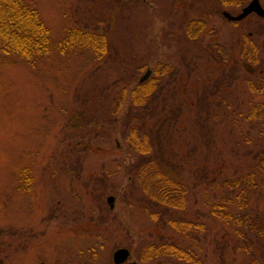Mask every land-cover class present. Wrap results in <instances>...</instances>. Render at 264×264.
<instances>
[{
	"label": "rangeland",
	"instance_id": "374dc122",
	"mask_svg": "<svg viewBox=\"0 0 264 264\" xmlns=\"http://www.w3.org/2000/svg\"><path fill=\"white\" fill-rule=\"evenodd\" d=\"M25 1L53 42L67 25L104 40L32 62L0 51V264H117L119 246L130 255L118 264H264V117H247L264 102V18L222 13L249 0ZM147 69L154 86L136 105ZM133 130L186 185L183 207L143 193ZM169 218L199 224L188 234ZM159 240L189 244L199 262L142 260Z\"/></svg>",
	"mask_w": 264,
	"mask_h": 264
},
{
	"label": "trees",
	"instance_id": "16d2710c",
	"mask_svg": "<svg viewBox=\"0 0 264 264\" xmlns=\"http://www.w3.org/2000/svg\"><path fill=\"white\" fill-rule=\"evenodd\" d=\"M186 31L190 36L196 34V30L193 29L192 25H189ZM103 37L101 33L93 32L86 27L67 25L62 36L56 42H53L49 27L32 3L25 0H0V51L2 52H16L32 62L47 54L53 48H74L78 44L86 46L96 44L98 46V42H103ZM241 49L240 54L245 59L252 62L257 59L254 42L246 39ZM262 76L258 88L264 91V75ZM144 80L138 84L139 90L142 91L141 95L134 94L133 96L136 105L141 104L143 97L148 95L154 86V84H151L152 78ZM250 87L255 88L251 83ZM139 116L142 115L134 113L130 118ZM247 117H264V102L251 106ZM127 140L138 152L134 164L136 165V173L143 188V193L145 191L144 194L156 203L163 205L165 209L183 207L186 185L174 177L169 169L168 162L162 161V155L161 160L159 159L152 140L146 134L141 135L134 130L128 133ZM249 179H251V176H249ZM236 180H239V178ZM247 219H250V222H246L248 229H260L253 219L247 218L245 214L237 215L236 221ZM169 221L174 228L180 231H190L194 225L199 224L190 219L176 220L169 218ZM190 233L191 231L188 234ZM143 246L145 247L140 252L142 260L157 256H175L192 263L199 262V258L194 253L195 250L190 248L189 244L179 245L173 240H159L145 243Z\"/></svg>",
	"mask_w": 264,
	"mask_h": 264
},
{
	"label": "water",
	"instance_id": "95a60500",
	"mask_svg": "<svg viewBox=\"0 0 264 264\" xmlns=\"http://www.w3.org/2000/svg\"><path fill=\"white\" fill-rule=\"evenodd\" d=\"M254 11L255 13H257L258 15L264 17V7L262 6V4L260 3V0H249L248 3H246L245 5H243L240 9V11H238L237 13L233 14L231 12H229L228 10H223L222 13L223 15L227 18V19H231V20H238L243 18L244 16H246L248 13ZM245 65L251 69V65L247 62H245ZM150 69H147L144 74L140 77V81H142L143 79H145L148 75H149ZM113 198L114 196L112 194H108L106 196V199L110 205V207H112L113 205ZM130 255V250L128 247L126 246H119L116 247L113 252H112V259L115 263H122L125 260L128 259ZM128 264H140L139 262H137L136 260H129Z\"/></svg>",
	"mask_w": 264,
	"mask_h": 264
},
{
	"label": "flooded vegetation",
	"instance_id": "af4514ba",
	"mask_svg": "<svg viewBox=\"0 0 264 264\" xmlns=\"http://www.w3.org/2000/svg\"><path fill=\"white\" fill-rule=\"evenodd\" d=\"M261 3V2H260ZM263 6V5H262ZM264 7V6H263ZM253 13H255L254 11H252ZM255 14H257V13H255ZM258 15V14H257ZM260 16V15H259ZM260 17H262V16H260ZM262 18H264V17H262ZM253 66H254V64H253ZM253 66L251 67V69H250V71H254V68H253ZM258 71L260 72V74H263V72H262V69L260 68V69H258Z\"/></svg>",
	"mask_w": 264,
	"mask_h": 264
}]
</instances>
